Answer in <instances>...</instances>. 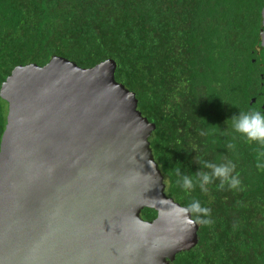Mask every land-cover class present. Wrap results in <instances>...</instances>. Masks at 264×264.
<instances>
[{
    "label": "trees",
    "instance_id": "trees-1",
    "mask_svg": "<svg viewBox=\"0 0 264 264\" xmlns=\"http://www.w3.org/2000/svg\"><path fill=\"white\" fill-rule=\"evenodd\" d=\"M263 9L264 0H0V91L17 66L114 60L116 81L156 125L150 141L167 195L210 209L198 245L174 264H264V145L231 127L240 112H264ZM8 114L0 95V149ZM229 161L237 188L218 177L200 187L212 171L205 163Z\"/></svg>",
    "mask_w": 264,
    "mask_h": 264
},
{
    "label": "water",
    "instance_id": "water-1",
    "mask_svg": "<svg viewBox=\"0 0 264 264\" xmlns=\"http://www.w3.org/2000/svg\"><path fill=\"white\" fill-rule=\"evenodd\" d=\"M262 25L264 48V9ZM116 70L55 56L2 84L0 264H174L198 245V222L167 195L156 125Z\"/></svg>",
    "mask_w": 264,
    "mask_h": 264
},
{
    "label": "clouds",
    "instance_id": "clouds-1",
    "mask_svg": "<svg viewBox=\"0 0 264 264\" xmlns=\"http://www.w3.org/2000/svg\"><path fill=\"white\" fill-rule=\"evenodd\" d=\"M231 127L235 133L240 134L248 142H257L264 145V112L249 109L248 111L240 112L238 115L231 117ZM234 147V145H229ZM264 155V153H261ZM204 167L211 169V174L201 173L197 178V183L203 188L204 184L211 182L213 177L221 178L220 187L227 183L230 188H237L240 185V180L237 176L232 175L234 165L229 161L226 164L215 165L212 163H205ZM178 183H181L184 189L193 187V180L187 176H183ZM186 213H192L194 219L192 223L197 222L209 224L210 209L202 207L199 201H193L184 210Z\"/></svg>",
    "mask_w": 264,
    "mask_h": 264
},
{
    "label": "flooded vegetation",
    "instance_id": "flooded-vegetation-1",
    "mask_svg": "<svg viewBox=\"0 0 264 264\" xmlns=\"http://www.w3.org/2000/svg\"><path fill=\"white\" fill-rule=\"evenodd\" d=\"M262 106V108L264 109V104L263 105H261ZM262 112V111H261Z\"/></svg>",
    "mask_w": 264,
    "mask_h": 264
}]
</instances>
